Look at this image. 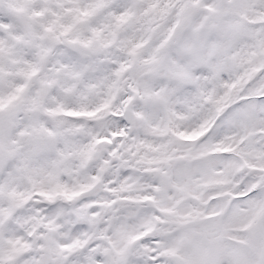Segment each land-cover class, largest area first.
<instances>
[{
    "label": "snow or ice",
    "instance_id": "obj_1",
    "mask_svg": "<svg viewBox=\"0 0 264 264\" xmlns=\"http://www.w3.org/2000/svg\"><path fill=\"white\" fill-rule=\"evenodd\" d=\"M0 264H264V0H0Z\"/></svg>",
    "mask_w": 264,
    "mask_h": 264
}]
</instances>
